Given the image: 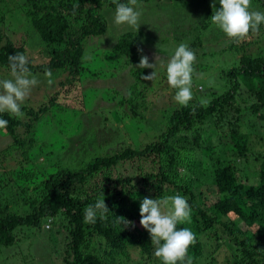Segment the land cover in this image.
Instances as JSON below:
<instances>
[{"label":"trees","instance_id":"obj_1","mask_svg":"<svg viewBox=\"0 0 264 264\" xmlns=\"http://www.w3.org/2000/svg\"><path fill=\"white\" fill-rule=\"evenodd\" d=\"M136 1L173 2L176 6L189 3V0ZM116 3L117 0H23L21 6L29 26L39 32L51 58L44 63L34 62L26 43L16 42L0 26V66L11 71L9 56L24 53L31 61L29 68L32 71L66 70L68 78L61 84L82 78L88 71L84 57L89 39H99L108 30L102 8L116 9ZM249 7L264 12V0H250ZM178 12L182 11L176 8L173 16L177 17ZM207 14L208 25L205 24L204 29L213 15L211 10ZM262 29L264 24L260 26ZM215 31L220 32V29ZM255 33L250 31L241 40L229 37L227 46L209 53L205 50L212 40H206L202 33L187 44L195 52L196 60L223 53L243 54L232 64L220 67L223 70L220 69L219 76L223 81L217 74L214 80L210 75L211 83L194 92L188 106L180 105L166 114L163 129L146 144H142L136 131L137 127L141 129L135 124L141 118L131 114L137 109L132 95H145L137 86L146 81L144 76L149 75L146 68L138 67L133 71L136 82L128 89V95L117 91L122 97L118 104L124 112L116 120L121 126L127 125L126 133L134 144L127 140L126 134L125 138L106 139L113 129L118 132L121 126L110 124L108 106L95 108L100 93H87L84 102L91 117L99 115L96 120L101 124L107 122L109 126L107 130L103 125L107 134L103 136L106 140L99 153L78 166L49 171L48 166L40 163L39 156L31 158L26 146L37 140L32 129L58 104L56 96L36 107L23 106L25 118L0 114L9 121L4 133L12 138L0 149V164L4 169L0 172V246L18 243L20 231L27 229L54 241L55 246L45 247V254L52 253L53 247L59 254L61 248L56 244L64 242L65 255L61 264H161L154 255L150 233L139 225L140 205L145 197L158 199L169 192H177L185 195L192 208L191 223L178 227H190L195 233L196 242L188 250L193 260L203 255L204 236H212L213 253L209 264H264V153L249 157L256 137L264 136L261 133L264 132V55L246 52L247 37ZM112 51L124 56L129 64H135L145 56L144 45L132 32L120 36ZM249 124L258 127L259 131H246ZM207 126L212 127L213 133L206 135ZM215 135L219 140L221 136L228 138L237 158H228V148L216 142ZM114 142L122 146L115 149ZM16 157L17 166L10 168V160ZM240 158L246 160L243 167L238 163ZM26 161L31 164L27 166ZM123 163L138 167L132 173L128 171V174L120 173L114 177L115 167ZM182 170H185V176ZM204 179L214 186L206 195L208 188L203 184ZM14 185L19 186L23 197L17 206L14 204L16 210L8 213L7 199L5 203L1 196L5 190L15 189ZM198 194L205 195V206L197 204ZM98 198L105 199L110 209L107 219L85 223L86 206ZM122 218L131 223L125 225ZM222 238H226L230 246L223 245ZM44 242L48 244L47 239ZM131 252L139 253L140 257L131 258Z\"/></svg>","mask_w":264,"mask_h":264},{"label":"rangeland","instance_id":"obj_2","mask_svg":"<svg viewBox=\"0 0 264 264\" xmlns=\"http://www.w3.org/2000/svg\"><path fill=\"white\" fill-rule=\"evenodd\" d=\"M22 2L23 0H0V26L4 27L10 37L16 42L26 43L28 54L34 62H47L51 58V54L46 48L45 42L41 39L39 32L32 27L30 28L26 14L21 6ZM188 2V4L186 2L183 5L176 6L173 2L170 4H157L151 1H136L133 6L142 13L139 28L116 25L114 23L115 9L105 6L102 8V13L105 14L108 20V30L99 39H89V46L84 57L88 71L85 72L82 78L79 77L74 79L73 82L61 84L62 81L68 78L66 70L59 68L43 71L31 70V73L37 77L38 84L33 87L23 106H39L44 102H49L52 96H56L58 102L56 106L52 107L49 112H46L35 123L32 129V134L37 140L33 145H26L31 158L35 159L39 156L40 163L48 166L49 171H55L60 167L78 166L89 162L99 153L106 139L125 138L126 134L127 140L134 144V141L130 139V135L126 133L127 125L122 124L121 126V123L116 120L118 115L124 112V109L118 104L122 97L117 91L121 90L125 95L129 94L128 89L133 87L136 82L133 71L140 65V61L135 64H129L125 62L126 58L124 56H118L112 51V46L117 42L118 38L127 32L135 33L139 42L144 45V54L148 57L149 63L156 64V68H146L149 74L156 71V76L153 77V80H146L138 84L137 88L143 90L145 95H139L138 97L135 93L132 95L135 98L134 102L137 109L131 112V114H136L137 117L141 118L135 124L141 127V129L137 127L136 131L139 139L142 140V144L153 141L166 123L167 116L165 115L180 106L174 100L176 90L171 88L167 82L166 62L170 54L175 51L179 44H189L201 33L206 40H212V43L208 44V48L205 50L208 53L229 44L226 43L229 37H226L227 35L221 30L220 32L215 31L219 28L212 21L209 22V26L205 29L203 28L205 24L208 25V11L211 10L212 14H214L213 5L215 4L216 8L221 7L218 0H189ZM182 7L183 9H179ZM176 8L182 11L181 13L178 12L180 14L177 17L173 16ZM255 11L258 10L255 9ZM259 11L262 10L259 9ZM205 18L207 19L205 20ZM217 33H220V35ZM247 40L249 44L246 52L254 55H264V29L259 30L251 37H247ZM242 54L243 52H231V55H224L223 53L218 56H208L205 59L196 60L193 73V94L200 88L208 87L211 83V77L214 80L216 74L219 76L222 73L223 69L220 67L232 64ZM157 57L161 59V63H157ZM48 73H51V76ZM210 75L212 76L210 77ZM5 78H11V71L0 66V79ZM219 78L220 81H223L220 76ZM49 80L52 83H49ZM87 93L91 95L100 93V98L95 108L108 106L106 109L110 124L114 123L121 126L118 132L113 129L111 131L112 134H108L106 139L103 137L107 134L106 129L109 125H107V122L101 124L97 121L95 117L99 115L95 114L91 117L89 109L84 102ZM91 98L94 99L95 97ZM22 111L24 112L22 118H25L26 111L24 109ZM114 114H116V117ZM128 123L130 124V122ZM103 125H106V129H104ZM206 129L208 130L206 135L209 132L210 134L213 133L211 126H207ZM245 129L250 133L259 131L258 127L253 128L251 124L249 126L246 125ZM261 133L264 135V132ZM117 134L120 136H117ZM213 138H215L216 142L228 148V158H237L233 153V149L230 148V143L226 136H221L220 140L217 135L213 136ZM11 139L4 131H0V149L5 147ZM256 139L255 147L249 153V157L252 158L259 153H264V136L256 137ZM107 143L109 144V141ZM120 144L119 142H114L113 146L117 149L120 148ZM245 161L240 158L238 163L243 167L246 164ZM17 162V157L16 159H11L9 167H16ZM24 163L27 166L31 164L29 161ZM136 167L138 166L132 167V165L127 166V163H123L115 167L112 174L116 177L120 173L128 174V171L132 173L133 170H136L134 169ZM3 170L0 164V172H3ZM184 172L185 170H182L183 176H185ZM6 176H10V174ZM114 177L110 176L111 179ZM202 178L203 176H200V179ZM203 184L208 188L205 191V195L214 188L213 183L206 182L205 179ZM14 188L16 191L15 189H8L1 196L5 203L7 199L10 207L9 211L6 210L8 213L16 210L14 204L17 206L23 197V192L21 193L19 186L14 185ZM175 194L182 195L177 192H169L166 196ZM205 195L198 194L196 202L199 206H205ZM139 225L142 226L140 221ZM46 227L48 228L49 225L46 224ZM20 232L18 243L11 246H0V264H61L63 262L65 255L64 242L58 241L59 243L56 244L61 248L59 254L54 252L55 247L52 248V253L49 251V253L45 254V247H48V245L52 247L54 241L51 240L50 242V238L47 235L45 237L44 234L40 233H37L38 235L32 234L27 229ZM211 237L204 236L202 240L204 244L203 255L193 260V264H209L211 262L213 253L212 244L210 243ZM45 239H47L48 244L44 242ZM220 242L226 247L230 246L226 238L220 239ZM34 251L36 252L35 255L33 254ZM132 257L139 258L140 254L131 252Z\"/></svg>","mask_w":264,"mask_h":264},{"label":"clouds","instance_id":"obj_3","mask_svg":"<svg viewBox=\"0 0 264 264\" xmlns=\"http://www.w3.org/2000/svg\"><path fill=\"white\" fill-rule=\"evenodd\" d=\"M136 0H117L114 23L129 28H139L141 11L133 5ZM221 7H214L211 21L228 37L241 40L250 31L258 32L264 24V12L250 10V0H218ZM196 61L195 52L184 43L179 44L170 54L166 62L167 82L175 89L174 100L181 106H188L193 100V73ZM11 78L0 79V114L8 113L17 119L24 116L22 106L38 79L29 68L30 59L24 53L9 56ZM157 57V63H161ZM141 68H156L149 63L147 56H142ZM51 76V73H48ZM156 71L144 76L145 80H153ZM49 83H52L49 80ZM9 121L0 116V131L6 130ZM110 211L105 199L98 198L95 203L88 204L84 210V222L96 223L97 219H107ZM141 225L150 233L155 246L154 255L161 264H193L188 255L196 236L190 227H178L190 224L192 208L187 198L180 194L152 199L145 197L140 205ZM124 224L131 223L123 219Z\"/></svg>","mask_w":264,"mask_h":264}]
</instances>
